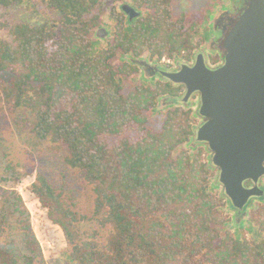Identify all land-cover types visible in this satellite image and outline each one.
<instances>
[{"label": "trees", "instance_id": "1", "mask_svg": "<svg viewBox=\"0 0 264 264\" xmlns=\"http://www.w3.org/2000/svg\"><path fill=\"white\" fill-rule=\"evenodd\" d=\"M45 1L55 18L0 20V150L8 111L34 150L79 172L91 210L65 174L57 184L8 164L0 264H264V196L233 206L197 141V102L144 69L192 63L212 34L176 13L178 0Z\"/></svg>", "mask_w": 264, "mask_h": 264}, {"label": "water", "instance_id": "2", "mask_svg": "<svg viewBox=\"0 0 264 264\" xmlns=\"http://www.w3.org/2000/svg\"><path fill=\"white\" fill-rule=\"evenodd\" d=\"M124 8L131 19L140 16L130 5ZM224 48L218 68L199 53L179 70L158 73L185 87V103L199 95V114L207 121L198 128L197 141L208 145L227 197L243 211L264 196V0H250Z\"/></svg>", "mask_w": 264, "mask_h": 264}, {"label": "rangeland", "instance_id": "3", "mask_svg": "<svg viewBox=\"0 0 264 264\" xmlns=\"http://www.w3.org/2000/svg\"><path fill=\"white\" fill-rule=\"evenodd\" d=\"M23 1L24 3L22 5H15L9 9H1L0 20H3L4 22L6 20L41 22L46 19V17H56L47 8L45 0ZM119 3L120 2H118V4ZM174 3L173 9L176 13H185L191 17L194 15V20L200 22L201 29L206 30L207 32L209 31V35L211 33L212 35H210V37L212 38L216 35L226 34L225 29H227L228 26H231L230 23L232 24V22L236 20V12L243 6V0H178ZM107 21H109V19H107ZM204 45L205 46L202 47V50L204 48L207 49V47L209 50L207 49L206 52L201 53L205 54L209 66L213 68L222 65L225 59L223 48L221 46H219L218 49L212 48V44L209 42H204ZM199 53L200 52L195 54L193 61ZM212 59L216 61V65H212ZM175 61L176 64L173 67H167V65L161 63H144L147 77L153 78L155 75L159 74L158 70H169L168 68H171L170 71L179 70L184 63H180L178 60ZM193 99L197 102V107H199V100L195 99V97L191 100ZM13 118L14 115L8 111L5 112L4 116L1 118L6 142L5 146L0 150V177L10 176V174L6 173V166L10 163L20 165V170L22 172H30L34 175L38 172H42L46 176L53 178L57 184L62 181L63 174H65L66 178H68L69 184L78 190L84 212H87V214L90 215L91 209L89 201L84 198L90 194V192H88L85 187L83 177L78 171L66 166L62 155L49 153L46 145L43 144L42 146H38V150H34L31 143L32 136L29 132H25L24 134L18 133ZM25 183V179L19 183L17 189L20 192H23ZM261 186L264 188V178L261 180ZM5 188L9 187L7 186ZM10 218H14V216H10ZM14 235L16 236V234Z\"/></svg>", "mask_w": 264, "mask_h": 264}, {"label": "flooded vegetation", "instance_id": "4", "mask_svg": "<svg viewBox=\"0 0 264 264\" xmlns=\"http://www.w3.org/2000/svg\"><path fill=\"white\" fill-rule=\"evenodd\" d=\"M249 2H250V0H243V6L236 12L237 13L236 14V17H237L236 20L234 22H232V24L230 23L231 26H228V28L225 29L226 34H222V35L220 34V35H216L215 37H213V39H212L213 40L212 48H217L218 49L219 46H221L223 48L225 54H226V50L224 48V42H225L228 34L230 33V31L232 30V28L235 26L236 22L240 18V16L246 11ZM234 14H235V11H234ZM220 66L218 65V67H220ZM218 67L216 66V67H213V68H218ZM194 97H196L199 100V102H200L199 95H195ZM206 121H207L206 119L202 118V124L205 123ZM246 185L250 187V186H253V183L252 182H247Z\"/></svg>", "mask_w": 264, "mask_h": 264}, {"label": "built area", "instance_id": "5", "mask_svg": "<svg viewBox=\"0 0 264 264\" xmlns=\"http://www.w3.org/2000/svg\"><path fill=\"white\" fill-rule=\"evenodd\" d=\"M161 64H163V65H168V66H174V65H175V60L170 59V58H168V57H164V58L161 60Z\"/></svg>", "mask_w": 264, "mask_h": 264}]
</instances>
